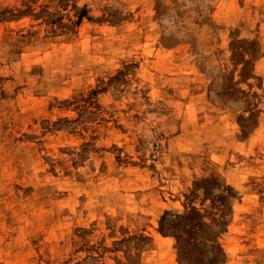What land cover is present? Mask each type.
<instances>
[{"label":"rangeland","instance_id":"374dc122","mask_svg":"<svg viewBox=\"0 0 264 264\" xmlns=\"http://www.w3.org/2000/svg\"><path fill=\"white\" fill-rule=\"evenodd\" d=\"M0 264H264V0H0Z\"/></svg>","mask_w":264,"mask_h":264},{"label":"trees","instance_id":"16d2710c","mask_svg":"<svg viewBox=\"0 0 264 264\" xmlns=\"http://www.w3.org/2000/svg\"><path fill=\"white\" fill-rule=\"evenodd\" d=\"M74 7H76V5H74ZM85 15H86V11L84 8L78 9L77 21H79ZM249 48L250 51H247L249 50ZM256 51L257 49L255 48V41L252 40L246 41V40H237V39L232 40L231 57L236 64H241L240 75L242 76V78L252 77V74L250 73L252 72L250 65H251V59L254 57ZM245 54H248L247 57H245ZM250 115H252V113H250ZM240 119L243 121L245 120V117H240ZM138 237L140 239L139 241L143 242L142 245H144L146 243L145 241L148 240V237L143 234L138 235ZM177 253L180 259L184 261H190V257L186 256L187 251L183 245V238L179 236L177 237ZM117 261L119 262L120 260L117 259Z\"/></svg>","mask_w":264,"mask_h":264}]
</instances>
